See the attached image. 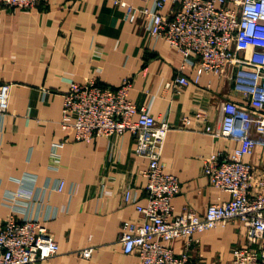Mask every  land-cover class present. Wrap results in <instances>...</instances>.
<instances>
[{"label":"crops","instance_id":"crops-1","mask_svg":"<svg viewBox=\"0 0 264 264\" xmlns=\"http://www.w3.org/2000/svg\"><path fill=\"white\" fill-rule=\"evenodd\" d=\"M125 1L142 6L153 0ZM182 62L181 53L148 33L141 18L131 22L111 0H48L32 9L0 6V83L11 84L8 111L0 117V227L9 215L39 217L59 245L57 255L29 264H138L136 254L123 250L119 235L124 221L145 219L124 192L133 188L145 201L148 160L137 155L129 132L86 142L75 141L61 127L71 80L115 87L130 77V98L151 104L155 117L172 124L161 162L181 182L173 198L175 215L186 208L202 214L210 202L229 197L209 183L204 159L219 150L231 153L240 141L214 135L205 126L218 127L224 99H245L213 73L196 81L193 67L184 70L190 83L178 87L173 81ZM186 118L191 125H184ZM60 141L58 164L52 154ZM262 148L245 160L261 165ZM59 181H64L61 191L55 189ZM16 191L29 197L13 200ZM246 241L237 221L198 232L189 264H229L232 248ZM172 246L178 253L183 241L176 239ZM87 248L90 257L80 254Z\"/></svg>","mask_w":264,"mask_h":264},{"label":"built area","instance_id":"built-area-1","mask_svg":"<svg viewBox=\"0 0 264 264\" xmlns=\"http://www.w3.org/2000/svg\"><path fill=\"white\" fill-rule=\"evenodd\" d=\"M45 1L0 0V6L32 9ZM111 1L124 9L131 22L141 18L148 33L181 53L183 62L173 81L178 87L190 83L184 70L193 67L196 81L202 73H213L245 99L243 103L224 99L218 127L205 126L214 135L240 141L233 152L219 150L204 159L209 183L227 191L229 197L210 202L202 214L186 208L175 215L173 198L181 192V182L165 172L161 162L172 124L155 117L151 104L138 105L130 98V77L115 87L70 81L63 98L61 127L75 141L86 142L94 136L129 132L137 155L148 160L143 170L145 201H139L133 188L124 192L126 201L135 203L145 219L122 223L119 241L123 250L136 254L138 264H189L196 233L237 221L246 230L248 244L232 248L229 264H264V162L254 165L245 160L258 146L264 152V0H153L142 6ZM167 5L170 7L164 11ZM10 89V83L0 84V117L7 114ZM197 115L203 117L201 111ZM192 122L186 118L184 125ZM63 144L53 145L55 163L60 162L57 149ZM63 186L64 181H59L55 189L61 191ZM15 193L24 194L16 191L13 197ZM176 239L183 241L178 253L172 246ZM58 252V242L39 217L9 215L0 227V264H29ZM80 254L90 257L92 249Z\"/></svg>","mask_w":264,"mask_h":264},{"label":"rangeland","instance_id":"rangeland-1","mask_svg":"<svg viewBox=\"0 0 264 264\" xmlns=\"http://www.w3.org/2000/svg\"><path fill=\"white\" fill-rule=\"evenodd\" d=\"M42 5H44V6H46L47 4H48V0H46L45 2H42L41 3ZM3 83H8V82H3ZM1 84V83H0ZM24 195L23 194H14V199L13 200H15V199H19V198H21V197H23ZM26 196V195H25ZM27 197V196H26ZM15 205V204H14ZM9 217V216H8ZM2 226V225H1ZM248 244V240L246 241V243H244V244H238V245H236V246H241V245H247Z\"/></svg>","mask_w":264,"mask_h":264}]
</instances>
